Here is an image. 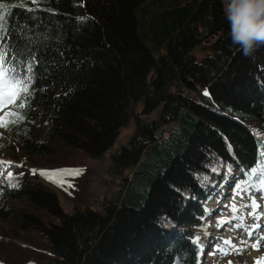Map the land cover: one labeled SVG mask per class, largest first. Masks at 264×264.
<instances>
[{
	"label": "trees",
	"instance_id": "1",
	"mask_svg": "<svg viewBox=\"0 0 264 264\" xmlns=\"http://www.w3.org/2000/svg\"><path fill=\"white\" fill-rule=\"evenodd\" d=\"M145 1L3 0L15 5L6 11L10 56L34 64L37 78L26 118L10 134L17 159L35 162L50 152L30 138L41 110L50 143L79 148L94 158L112 145L135 105L142 106L137 116L162 107L160 112L170 113L172 123L164 137L147 131V124L139 126L145 128L143 141L116 157L121 169L136 166L122 178L106 214L85 205L84 197L81 207L62 210L55 196H45L23 180L25 185L0 187L7 201L18 202L16 207L0 206L7 234L11 229L16 236L20 229L40 233L48 241L43 244L48 250L45 264H173L177 259L193 264L195 247L187 241L157 244V223L168 215L177 221L183 198L205 197L198 193L203 185L213 184L229 168L250 166L264 142V45L245 56L232 44L228 21L215 33L224 0H155V12L140 8ZM136 11L140 20L134 18ZM205 42L211 54L195 61L190 51ZM169 53L176 54L173 65L157 68ZM222 75L227 77L220 82L228 85L226 91H218ZM174 77L187 88L183 92L195 96L173 95L178 91L177 81L171 82ZM5 136L6 131L0 139L5 141ZM204 177L215 179L204 183ZM20 178L29 180L26 175ZM75 195L80 196V188ZM165 196L171 201L159 199ZM48 208L51 215L46 214ZM5 239L0 240V256L11 262L6 247L15 244ZM24 242L34 248L28 252L41 264L35 242ZM129 253L137 255L136 260H126Z\"/></svg>",
	"mask_w": 264,
	"mask_h": 264
},
{
	"label": "rangeland",
	"instance_id": "2",
	"mask_svg": "<svg viewBox=\"0 0 264 264\" xmlns=\"http://www.w3.org/2000/svg\"><path fill=\"white\" fill-rule=\"evenodd\" d=\"M146 4H148V5H146ZM140 6H141L140 8H144L145 10H150L151 12H155L156 6H158V5H157L155 0H147L145 2H142ZM138 11H136L137 13H136V15H134L135 20H140L142 18V17H139ZM222 15H225V13ZM222 15H221V17H222ZM221 17L215 19V24H214L215 26L219 20L221 21L220 22V29H218L219 31L214 26V30H215L216 34L218 32H220L221 27H222L221 25H223L227 21V19L221 20L220 19ZM93 18H94L95 22L98 21V19H99L97 16L96 17L93 16ZM171 51H173V50H171ZM190 54L193 57V59H195V61H201L205 55L211 54V52L209 51L208 43L205 42V43H202L200 45L195 46L190 51ZM174 56L176 57V54L169 53V55L167 57H165L162 61L157 63V68L160 66L166 65V64L172 66L173 64L170 61H172V59H174ZM181 74L184 75V72H182ZM175 76L179 77L178 74H176ZM225 78H227V77L222 75L220 78L217 79V80H219V81H217L218 91H220V90L226 91V88H228V85L226 86V84H224V85L220 84V82H224L226 80ZM179 80H180V78L177 81V79L175 77L171 80V82L177 81V83H175V84L178 87V91L175 92L173 95L178 96V98H180L183 95L189 96V98H193L195 96V94L193 92H191V91H184L183 92V90H186L187 88L184 85H180ZM173 92H174V87H173L172 91H166L165 94H167V96H169ZM161 94H163V93H161ZM147 95H148V98L151 100L152 97L150 96V93H148ZM167 96H165L163 94L164 100L168 98ZM161 104L163 105V103H161ZM140 108H141V104L134 106L133 114L130 117L128 124L120 129V134H119L118 138L116 139V141L114 142V145L112 147H109V149L105 150L101 156L96 157V158L90 157L85 152L79 150V148H76V147H72V146H69L66 144L60 145V147H56L53 144V142L50 143V141H51L50 137L51 136L47 132V122L44 119H42L43 110H41V116H35L32 124H31V129L29 131L31 141H34L35 144L36 143L39 144V143L43 142V144L48 146V148H49L48 151L55 152L56 154L48 152V154L41 155L38 158L35 157V158H37V159H35V162H30L28 164H30V166H33L32 168L35 167V168H39V169H49V168H56V166H59V165H66V164L71 165L72 163H75V165H82V166L86 167L87 174H86V177L83 178L78 183V188H80V196H76V197L65 196L63 194L62 190H57V188L53 187L49 183H46V182H50L49 178H44V182H43L41 180V178H39L38 176H35V178H32V179H30L28 177V179H30V180H25V181L29 182L31 184V186H34V187H37L38 189H40V191L43 194H45V196H55L57 199L58 205L62 208V210L64 209L65 211L66 210L72 211V208H74V207H81V205H79V204L81 203L82 197H84V200L86 199L85 205H89L90 207H92L94 209L101 210V211H103L104 214H106V208L111 206L115 196L118 194L119 190L121 189L122 178L129 176L130 171H133L132 168L133 167L135 168V166H136V164H135L134 166H130L128 168H124V167H123L124 169L120 168L119 162L116 160V157L119 155L118 152L120 150V147L123 145H126V143L128 141H130L131 144L135 143L136 145H139V143L143 141V132L145 131V128L138 130V127L143 125V124H147L146 125V128H148L147 131L150 132V130H153L152 132L156 135H158L159 133H163L164 131L168 130L172 125V123H170L171 118H169L170 113L164 111V109H163V112H160L161 111L160 109H162V107L161 108L158 107L157 109H155L149 113L141 114L140 116H137V112H140ZM21 123H22V121H16L13 123H9V125L5 129L9 131V129H14V128L20 126ZM4 132H5L4 130L0 129V134H3ZM162 136L164 137L167 135H165V133H163ZM10 139H11V141H13L11 136L7 140L10 141ZM11 146H12V142L7 144L6 148H11ZM58 150L61 154L58 152ZM16 151L19 152L18 155L21 156V154H22L21 151H18L17 149H16ZM145 155H146V151L143 152V154H141L139 158L143 159ZM0 159H3V161L7 160V161H11V162L18 161V160H15V161L10 160L9 156H8V151H7V149H4V148H0ZM62 161L66 162V163H62ZM11 164L16 165V166H20L18 163H11ZM0 168H1V166H0ZM7 171H8V169L6 170V172ZM13 171H14L13 177L11 179L17 180V182H18L19 181L18 173L16 170H13ZM5 173H4V175H5ZM88 179H90L89 185H88V181H87ZM70 188H72V187H70ZM85 188L88 189V193L84 192ZM161 198H162V200H168V202L171 201V199L167 196L160 197L159 199H161ZM231 201L232 202L229 204V207L226 208V211L224 212L223 217L225 219H228L231 221L230 226L233 228V225H232L234 223L232 221L233 216L237 213L242 212L243 209L246 208L247 203L245 202L243 197L231 198ZM1 202H3V200ZM168 202L161 201L162 204H165ZM22 203L27 204V201L22 200ZM114 203H115V201H114ZM114 203H113V206H114ZM7 204H8V201H6V205ZM17 205H18L17 201L9 204L10 207H15ZM36 206L39 207L41 205L37 204ZM207 206L209 207V209H213L212 211H214V207H215L214 206V200L210 198ZM240 206H242L244 208L240 209L239 208ZM252 206H255V208L253 209ZM256 207H257V205H250L249 208H252V209L249 212H247L248 216L251 219H253L252 221L255 222L254 225H256L258 223V220H259V218L256 217L259 214V213L255 212ZM224 209H225V207L220 208V210H221L220 216L221 217H222ZM46 214H48V215L52 214L51 208L47 209ZM238 216H242V219H243V215L239 214V215H237V217ZM15 217H18V216H15ZM237 217H236V219H237ZM7 220H8L7 225H10L12 222L11 218H8ZM210 220L211 219H209V222H210ZM54 222H55V220H54ZM216 222H217V220H215V223ZM236 222H237V220H236ZM60 224H61V221L59 222V225ZM0 226L5 227V225H3L1 223V220H0ZM234 226H238V225H234ZM262 226L263 225L261 224V227ZM212 228H213L212 223H208V224H206V227L203 231H207V234H209V233L213 234L214 232H213ZM241 229H242V226L233 228L232 235L234 237L235 245L230 248L229 252L225 256L218 255L216 250L212 249L211 251L204 254V260L201 262V264H221L222 262H227L230 264H264V259H261V258H264V245H261L262 247L258 246L256 248V252H257L258 256L256 257L255 261H257V259H259V261L253 262V263H251L249 261L248 255L246 253L247 250L244 247L246 246L247 243H251V242H247V240L251 241L254 238L252 236H250L251 234L249 233L247 235V240L244 241L246 235L244 232H241ZM8 230H9V228H7V227L1 228V230H0L1 236L6 235L7 239L8 238L10 239V240L5 239L7 243L14 241V244H15V247H13V248H11V246L6 247V249L9 250V253L11 255V261H12V263H6V264H13V263L19 264V263H22L21 260H26V259L32 258V256L28 252L32 247L29 244L27 245L25 250H23V251L19 250L22 247V245L24 244V240L35 242V254L39 250H41V248H44V251L41 254L40 261H41V264H45L44 259L47 256L48 250L45 247V245H43V244L48 243L47 239L42 237V235L40 233H37V232H35V234L34 233H23V231L20 229L18 231L19 234L16 236V234L13 232L12 229H11L12 232L10 234H7ZM204 233L205 232H201V234H204ZM259 235L260 236H257V238L262 237L264 235V233H261ZM213 242H215V241H213ZM218 243L222 244L221 241H219ZM3 244H5V242ZM28 246H30V247H28ZM239 246H240L241 250L239 249ZM0 258L5 259L2 256H0ZM0 264H2V263L0 262Z\"/></svg>",
	"mask_w": 264,
	"mask_h": 264
},
{
	"label": "snow or ice",
	"instance_id": "3",
	"mask_svg": "<svg viewBox=\"0 0 264 264\" xmlns=\"http://www.w3.org/2000/svg\"><path fill=\"white\" fill-rule=\"evenodd\" d=\"M28 2H35V0H28ZM15 7V5H8L0 0V48L3 47V37L5 33L4 20L5 12L10 8ZM83 20L84 18H80ZM13 62L15 57L12 58ZM8 63V58L0 54V109L5 108L9 104H16L17 100H20V103L16 105L19 111L9 112L6 114L7 117H12V120H6L5 116H0V126H7L8 123H13L16 121H22L24 119V109H26L30 104V97L34 92L31 89V84L34 82L33 74V64L29 62L27 67L23 71H16L15 67L6 68L5 65ZM61 172H76L77 174L81 170H57ZM248 171V170H245ZM259 173L253 175L254 173ZM42 174L48 176L49 179H52L51 174L47 172H42ZM9 178H11L12 173H9ZM249 175H252L254 181L261 185L260 188H257L256 191L264 193V142L260 145V163L257 166V169L251 170ZM208 177H204V180H207ZM16 186V185H12ZM251 190V186L249 187ZM194 243H199V238H197ZM230 243V242H229ZM264 259V258H261Z\"/></svg>",
	"mask_w": 264,
	"mask_h": 264
},
{
	"label": "clouds",
	"instance_id": "4",
	"mask_svg": "<svg viewBox=\"0 0 264 264\" xmlns=\"http://www.w3.org/2000/svg\"><path fill=\"white\" fill-rule=\"evenodd\" d=\"M232 44L248 56L264 45V0H224Z\"/></svg>",
	"mask_w": 264,
	"mask_h": 264
},
{
	"label": "bare ground",
	"instance_id": "5",
	"mask_svg": "<svg viewBox=\"0 0 264 264\" xmlns=\"http://www.w3.org/2000/svg\"><path fill=\"white\" fill-rule=\"evenodd\" d=\"M224 17H226V16L225 15H222L221 18H224ZM236 220H237V222H235L234 225H238L241 221H243L242 216H238ZM262 244H263V242H257V243L251 242V243H247L246 246L244 247L247 250L246 253H247L248 258H249V261L251 263L255 262L256 257L258 256V254L256 252V248L258 246H261Z\"/></svg>",
	"mask_w": 264,
	"mask_h": 264
},
{
	"label": "water",
	"instance_id": "6",
	"mask_svg": "<svg viewBox=\"0 0 264 264\" xmlns=\"http://www.w3.org/2000/svg\"><path fill=\"white\" fill-rule=\"evenodd\" d=\"M226 19V17H224V18H221V20H225ZM220 20L217 22V24H216V29L218 30V29H220ZM70 211V210H69Z\"/></svg>",
	"mask_w": 264,
	"mask_h": 264
}]
</instances>
